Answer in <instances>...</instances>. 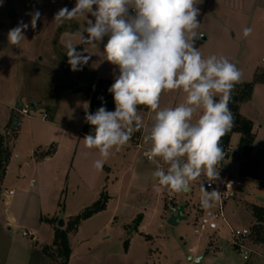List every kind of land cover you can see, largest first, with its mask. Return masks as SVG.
I'll list each match as a JSON object with an SVG mask.
<instances>
[{"label": "crops", "instance_id": "obj_1", "mask_svg": "<svg viewBox=\"0 0 264 264\" xmlns=\"http://www.w3.org/2000/svg\"><path fill=\"white\" fill-rule=\"evenodd\" d=\"M196 6L200 10L197 17L200 27L197 29L198 38L195 46L204 58L211 55L218 58L231 55L233 49L237 48V37L239 33L242 35L245 27H251L254 31L264 25V0H202ZM129 11L130 14H134V10ZM106 42L107 37L96 46L92 42L81 45L83 48L80 50L93 51L91 56L83 60L86 62L78 64V68L87 66L93 73L95 83L100 79L111 80L116 76V66L104 59L103 49ZM74 46L66 48H74ZM97 47L99 50H96ZM259 70L260 67L257 71ZM74 80L75 78L72 81ZM72 81L69 80L62 85L63 91L59 97V101L68 103L69 109L67 108L65 120L59 118V105L54 101L51 105L47 104L48 119L40 118L42 122L40 128H37L35 123H30L34 118L17 115L15 106H10L0 113V133L3 132L5 136L13 133L14 136L13 127L17 132L10 149L12 156L8 161L5 176L0 182V264H62L57 254V247L54 245V220L65 191L67 192L65 208L68 198L69 203L73 199L74 203H78L79 210L69 214L71 218L81 214L98 201L102 193L109 196L105 210L82 221L76 230L69 232L70 257L67 264H119L118 256L128 257L133 254L134 231L142 232L138 227L147 217L141 212V208L151 203L157 205L160 201L162 187L158 185L153 172L158 167L165 168V164L159 157L154 161L147 160L140 150L132 146L136 138L135 134L150 131L154 113L147 107L138 108L143 118V128L134 131L130 141L119 151L113 149L103 170L98 171L94 168V162L101 158L100 154L98 150L88 149L85 146L82 133L90 99L78 93L77 86L71 89ZM242 82L248 81L241 78ZM19 91L18 104H23L24 95L21 94V90ZM185 98L186 94L181 91L165 92L161 96L160 106L174 107L183 103ZM29 103L38 106L35 102ZM244 103L247 102L238 104L239 113L247 118L242 112ZM78 105H80L79 112L72 110L73 106ZM199 114L194 116V120ZM26 120L29 121L25 123ZM26 125L29 127L30 138L27 157L32 162V168L25 171L22 168L23 164L19 163L14 179H8V169L23 156ZM32 180L36 183L35 188L30 186ZM12 190L15 193L9 196L8 193ZM111 208L114 209L107 223L117 230L116 239H113L112 235L105 234V229L102 227L94 225L99 216L111 212ZM152 211L156 212V208L154 207ZM123 212L126 213L124 217L127 218L126 230L133 228L127 234V236L131 235L128 239L119 233L121 229L117 227ZM138 215L142 218L137 226L135 220ZM164 219L167 221L168 218L164 216ZM86 224L90 226L87 230H91V237L85 236L79 239ZM146 235L153 237L147 233ZM125 242L128 243L127 247ZM121 244L124 247H119ZM142 260L143 258L140 257L139 263Z\"/></svg>", "mask_w": 264, "mask_h": 264}, {"label": "clouds", "instance_id": "obj_2", "mask_svg": "<svg viewBox=\"0 0 264 264\" xmlns=\"http://www.w3.org/2000/svg\"><path fill=\"white\" fill-rule=\"evenodd\" d=\"M202 0H76L75 7L62 8L54 20L91 14L87 33L94 46L104 43V59L119 69L108 89L115 110L101 106L95 113L86 111L85 120L92 132L83 137L88 149H96L100 159L94 168L103 170L113 149L119 151L134 131L143 128L138 106L154 113L150 131L143 136L150 148L149 160L159 157L167 168L158 167L153 176L170 193L186 192L190 182L206 175L201 186L200 205L211 209L222 197L211 185L220 180V165L225 158L222 138L233 127L229 108L232 92L241 82L242 72L225 57L204 58L195 46L197 20ZM95 6V7H94ZM130 9L134 14H130ZM40 13L32 14L36 27ZM21 23L9 30V44L19 46L25 39ZM253 29L245 27L247 38ZM86 61L69 59L72 70ZM181 91L183 103L161 107L163 93ZM200 113L194 120V116Z\"/></svg>", "mask_w": 264, "mask_h": 264}, {"label": "rangeland", "instance_id": "obj_3", "mask_svg": "<svg viewBox=\"0 0 264 264\" xmlns=\"http://www.w3.org/2000/svg\"><path fill=\"white\" fill-rule=\"evenodd\" d=\"M75 4L76 0H0V113L6 111L10 106L17 107L18 93L21 90V94L24 95L22 97L23 105L30 104L29 102L38 104L34 110L35 117H32L35 120L30 121V123H35L37 128L42 125L40 122L41 113L47 112V104L51 105L53 101L59 105V118L65 120L69 107L66 101H59L63 91L62 85L69 80L72 81L73 78L75 80L70 82L71 89L75 88L77 81L79 82L77 88L94 82L93 73L87 66L78 68L77 65V70L73 71L69 59L83 61L86 57L91 56L93 50L82 51L80 49L83 48L81 45L91 43L86 29L88 21L94 22L95 18L88 14L64 20L62 23L54 20L60 9L68 8L71 10ZM37 11L40 16L36 22V27L33 28L31 25L32 14ZM21 23L27 25V28L24 29L25 39L21 41L18 47L13 46L9 44L7 34L10 29ZM71 45H75L74 48H66ZM96 50H99V47ZM225 58L237 66L242 72V78L248 82H252L254 76H258L260 81L255 84L250 97L247 96L248 94L243 88L244 83H237L232 92V99L229 101L233 121L236 117L235 112H239L238 104L247 102L243 104L242 112L248 119L253 120V131L256 134V139L251 154L259 161L258 175L256 178H249L240 197L226 204L225 215L229 226L220 222L217 231L209 230L201 235L194 233V215L195 212L198 213L203 210L200 205V196L201 186L205 185L206 175L202 174L198 179L191 181L192 190L187 193H170L168 189L162 188L159 195L160 201L157 205L151 203L149 206L141 208V212H144L147 217L138 227L142 232L136 233L137 231H134L132 236L133 254L128 257L118 256L119 264L260 263L258 254L264 251L263 245L253 242L250 238L244 240L245 244L254 251L251 260L246 261L233 244L234 237L230 227L235 230L244 228L252 230L256 221L252 215L251 207L261 205L263 203L261 200L264 199V25L261 29L252 31L247 38L243 36V33L242 35L239 33L237 48L233 49L232 54ZM259 67L260 70L257 71ZM57 87H59L58 90ZM54 90L56 91L54 92ZM234 97H237L236 102L233 101ZM72 110L79 112L80 105L73 106ZM27 121L29 120H26L25 123ZM24 133L23 156L8 169V179H14L15 170L19 163L23 164L22 168L25 171L32 168V162L27 157L30 147L29 127L27 125L24 127ZM228 133L232 136L230 154L228 158H224L223 166L233 175H239L241 154L238 151V145L241 135L232 131V128ZM138 136L135 134L136 138ZM14 139L13 133L7 135L6 147L8 149L12 148ZM234 158L236 159L234 160ZM25 162L30 164L27 165ZM166 168L167 165H165ZM66 195L67 192H63L62 200L56 210L55 230L59 228V222L63 220L65 223L63 229H69L71 232L74 228L71 221L74 218H71L69 214H74L79 209L78 203H74V199L70 200L69 203V198L67 199V208H65ZM180 205L185 206L187 219L178 226H171L164 219V216L168 218L171 206L178 207ZM154 207L156 212L152 211ZM113 209L111 208V212L99 216L94 225L97 224V226L102 227L105 229V234L112 235L113 239H116L117 230L107 223ZM122 214L119 217L117 227L121 229L119 233L128 239L131 238V235L127 236V234L133 228L126 230L127 218L124 217L126 213L123 212ZM87 225L89 224L83 226L84 230L79 239L85 236L91 237V230H87L90 226ZM145 232L148 235H153V237L150 238ZM116 243H118L117 240ZM127 246L128 243L125 242V247ZM119 247H124V245L121 244ZM57 254L63 264L65 260L63 249L60 253L57 248ZM140 257L143 260L139 263Z\"/></svg>", "mask_w": 264, "mask_h": 264}, {"label": "trees", "instance_id": "obj_4", "mask_svg": "<svg viewBox=\"0 0 264 264\" xmlns=\"http://www.w3.org/2000/svg\"><path fill=\"white\" fill-rule=\"evenodd\" d=\"M119 75V69L116 66V76ZM115 76V77H116ZM114 79L105 80L100 79L96 83L91 82L86 86L77 88V92L83 93L90 99V107L88 112L95 113L101 106L105 107L108 111L115 110V103L113 100V95L109 93L108 89L114 83ZM260 82L258 76H255L252 82H246L243 85L247 96L250 97L255 84ZM138 108H146V106H138ZM238 109V108H236ZM236 117L233 123V131L238 132L241 135L240 142L238 145V151L241 154L240 156V173L239 176L241 177H249V178H256L258 175L259 169V161L252 156V148L256 139V134L253 131V123L251 120L243 117L239 112H235ZM15 130L14 137H17L16 128L13 127ZM92 132V126L89 125L86 120L83 126V136ZM6 138L7 136L0 134V182L3 180L6 168L8 165V161L12 156V152L8 147H6ZM230 141L231 135L227 133L221 140V146L225 152V158L229 155L230 150ZM109 196L106 193H102L101 197L98 201L92 204L90 207L86 208L81 214L74 217L71 221L72 225L74 226L73 230H76L79 224L93 216L94 214L101 212L106 209L107 202ZM252 215L256 221L255 225L253 226L250 234V239L253 242L260 243L264 245V202L261 205H253L251 207ZM142 216L138 215L137 219L135 220V224L138 226L139 222L141 221ZM69 229L64 230L61 228H57L55 230V240L54 245L59 249V252L62 253V249L64 251L65 260L63 264H67L68 259L70 257V243H69Z\"/></svg>", "mask_w": 264, "mask_h": 264}, {"label": "built area", "instance_id": "obj_5", "mask_svg": "<svg viewBox=\"0 0 264 264\" xmlns=\"http://www.w3.org/2000/svg\"><path fill=\"white\" fill-rule=\"evenodd\" d=\"M36 106L32 104L23 105L19 103L15 108L17 115L24 116V117H35V110ZM41 118L43 120L48 119L47 112L41 113ZM148 132L143 131L139 134L136 138L134 147L140 150L144 157L149 160L145 156V152L150 148V144H145L143 141V136L146 135ZM5 135L3 132L0 133ZM154 161V160H149ZM207 179V177H206ZM249 181V177H241L239 175H233L232 173L228 172L221 162L220 165V180L213 183L211 188L208 190L210 191L212 188H216L220 191L222 199L216 203L211 209L202 210L201 212H195V228L194 233L196 235H201L206 231H217L219 229L220 222H224L228 225L225 215V206L228 202L237 199L240 197L241 193L243 192L245 184ZM208 182L205 181V187H207ZM30 186L35 188L36 183L34 180L31 181ZM14 191H9V196L14 195ZM179 206H171L170 212L168 217L172 214H176L178 212ZM186 214V211H185ZM187 215V214H186ZM229 226V225H228ZM230 231L232 233L233 244L236 250L243 256L246 261L251 260L252 253L254 252L251 248H249L244 240L248 239L251 234V230L244 228L241 230H235L230 227ZM264 249V245L262 246ZM260 263L264 264V251L258 254Z\"/></svg>", "mask_w": 264, "mask_h": 264}, {"label": "water", "instance_id": "obj_6", "mask_svg": "<svg viewBox=\"0 0 264 264\" xmlns=\"http://www.w3.org/2000/svg\"><path fill=\"white\" fill-rule=\"evenodd\" d=\"M202 38H205V36H202ZM79 82L77 81L75 83V86H78ZM233 101L236 102L237 101V97H234L233 98ZM33 105V104H32ZM190 191V188L187 192ZM262 202H264V199L261 200ZM187 219V215L185 214V206L184 205H180L179 206V209H178V212L176 214H172L168 217L167 219V223L171 226H178L182 221L186 220ZM65 225L64 221L61 220L59 222V227L60 228H63Z\"/></svg>", "mask_w": 264, "mask_h": 264}]
</instances>
